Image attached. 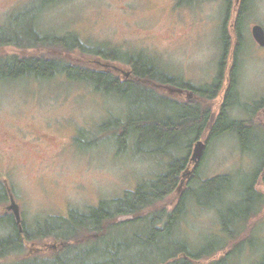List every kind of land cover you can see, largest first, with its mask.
<instances>
[{"label": "rangeland", "instance_id": "1", "mask_svg": "<svg viewBox=\"0 0 264 264\" xmlns=\"http://www.w3.org/2000/svg\"><path fill=\"white\" fill-rule=\"evenodd\" d=\"M177 1L61 0L50 4L36 20L43 32L74 33L91 45L142 53L171 75L202 87L210 84L217 73L222 51L221 24L227 1L195 0L183 6H178ZM230 1L228 27L235 18V6L240 9L243 2ZM38 4L40 0H0V25L15 12L31 13ZM244 6L240 27L243 42L235 67L240 102L251 104L264 96V46L251 35L253 25L264 28V0H245ZM56 49L34 52L60 55L61 51ZM32 51L7 48L4 53ZM63 56L92 68L103 67L94 63L96 60L102 62L95 56L79 52ZM113 65L116 75L128 77L125 76L131 70L128 65L120 62H113ZM159 93L181 102L195 98L191 90L180 94L175 87H164ZM222 98L223 92H220L214 99L203 102L210 109L212 118L219 112ZM150 109L159 116L164 112L159 106ZM228 113L264 133V108L250 113L234 105ZM114 116L125 119L124 101L95 92L85 83L68 82L63 77L0 82V185L13 195L21 220L31 225L37 218L51 214L64 216L69 209L86 211L100 200L119 196L124 190L133 189L138 183L164 172L167 162L175 155L187 154L188 171L197 164V175L201 179L231 174L236 183H244L249 179L247 174L257 165L254 154L242 150L238 138L231 133L211 140L196 162L191 159L196 140L190 141L189 150L171 149L170 155L150 154L154 149L152 143L135 153L131 141L126 150L119 153L113 138L99 136L95 139L98 124ZM80 130L90 144L93 143L90 147L79 145L74 139ZM208 133L209 130L204 131L198 139L205 141ZM185 142L183 138L182 147ZM248 145L253 151H262L260 143L251 140ZM189 179L188 174L182 178L180 191ZM257 188L264 193L261 184L258 183ZM180 191L164 200L165 208L170 209L175 204ZM8 204L9 197L0 204V214L12 213L6 209ZM178 229L192 243L220 233L215 211L191 203ZM7 232L8 229L0 227V236ZM241 234L242 239L253 236L258 243L255 250L248 249L241 255L239 264H254L264 254V203L257 215L248 220ZM52 245L50 240L36 241L27 244L25 252L29 248L31 251L36 248L50 250Z\"/></svg>", "mask_w": 264, "mask_h": 264}, {"label": "trees", "instance_id": "2", "mask_svg": "<svg viewBox=\"0 0 264 264\" xmlns=\"http://www.w3.org/2000/svg\"><path fill=\"white\" fill-rule=\"evenodd\" d=\"M57 1L61 0H40V5L31 13L15 12L0 25V52L3 53L0 54V82L63 77L68 82L85 83L95 92L124 101L125 119L114 116L103 120L95 134L96 140L99 136L113 138L119 153L126 150L130 141L135 153H140L143 146L150 143L154 149L149 153L154 155L156 152L170 155L169 151L175 148L187 151L190 141L209 130L204 141L206 145L224 133H231L238 138L242 150L254 154L257 165L247 174L249 179L244 183H236L231 174L201 179L197 175V164L188 171L187 154L175 155L167 162L164 172L138 183L133 189L124 190L119 196L102 199L86 211L69 209L64 216L51 214L37 218L31 225L21 220V231L13 214L6 211L0 214V227L8 229L7 234L0 236V261L13 258L0 264H239L246 250L257 248L258 239L253 236L242 239L241 233L264 203L263 190L257 188L258 183L264 188V133L228 113L234 105L250 113L264 108V96L251 104L241 103L237 89L235 61L243 42L240 27L245 0L242 7L234 11L230 27L227 19L231 1L226 0L228 6L221 24L222 51L217 73L210 84L202 87L171 75L142 53L91 45L74 33L43 32L36 19L40 12ZM194 1L178 0L177 4L190 5ZM7 48L33 51L5 54ZM55 48L61 51L60 55L34 52ZM69 52L101 58L102 62L96 60L94 63L104 69L70 61L63 56ZM113 62L131 68L127 78L105 66ZM164 87H175L179 93L191 90L195 98L181 102L159 93ZM220 92H223L222 104L212 118L203 102L214 99ZM155 106L164 110L162 116L150 109ZM78 134L74 139L79 145L90 147L93 144L82 130ZM183 138L186 142L182 147ZM251 140L260 143L262 151H253L248 145ZM187 174L190 179L180 191L182 178ZM178 190L180 194L175 204L170 209L165 208L164 200ZM7 197L6 188L0 185V204ZM190 203L214 210L220 233L204 237L199 243H192L180 234L178 227ZM42 240L52 241V249L31 251L29 248L25 252L27 244ZM254 264H264V254Z\"/></svg>", "mask_w": 264, "mask_h": 264}, {"label": "water", "instance_id": "3", "mask_svg": "<svg viewBox=\"0 0 264 264\" xmlns=\"http://www.w3.org/2000/svg\"><path fill=\"white\" fill-rule=\"evenodd\" d=\"M251 35L253 39L260 45L264 46V28L261 25L255 24L251 28ZM116 69V67H115ZM129 75V73H125V76ZM205 142L201 140H197L194 144L193 147V152H192V160L194 162L198 161L200 157L203 154V150L205 149ZM8 192V197H9V204L6 206V209L11 211L14 218L15 222L19 228V230H22V224H21V216H20V210L19 206L16 203L13 195L10 193V191L7 189Z\"/></svg>", "mask_w": 264, "mask_h": 264}, {"label": "flooded vegetation", "instance_id": "4", "mask_svg": "<svg viewBox=\"0 0 264 264\" xmlns=\"http://www.w3.org/2000/svg\"><path fill=\"white\" fill-rule=\"evenodd\" d=\"M238 2H239V0H236V3H238ZM235 10H237L236 6H235V8H234V11H235ZM105 66H106V67L109 66V67L112 68V69H115V67H116V66H114L113 64H109V63L105 64ZM115 70H116V69H115ZM115 73H116V72H115ZM178 91H179V90H178ZM181 93H183V91H180V94H181ZM197 140H200V139H196V141H197ZM196 141H195V142H196ZM201 141H202V140H201ZM203 142H204V141H203ZM205 145H206V143H205ZM193 147H194V146H193ZM206 147H207V145L205 146V148H206ZM7 193H8V192H7Z\"/></svg>", "mask_w": 264, "mask_h": 264}]
</instances>
